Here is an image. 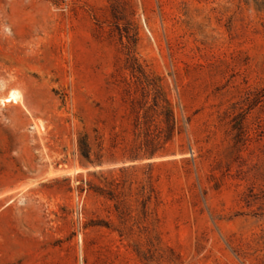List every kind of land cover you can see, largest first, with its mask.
<instances>
[{"label":"rangeland","instance_id":"obj_1","mask_svg":"<svg viewBox=\"0 0 264 264\" xmlns=\"http://www.w3.org/2000/svg\"><path fill=\"white\" fill-rule=\"evenodd\" d=\"M12 90L0 264H264V0H0Z\"/></svg>","mask_w":264,"mask_h":264},{"label":"trees","instance_id":"obj_2","mask_svg":"<svg viewBox=\"0 0 264 264\" xmlns=\"http://www.w3.org/2000/svg\"><path fill=\"white\" fill-rule=\"evenodd\" d=\"M112 4H114V3L112 2ZM129 58L131 59V63L133 65V67H135L137 69V71L144 77V79L146 81H150L151 76L147 71V66L145 65L146 64L145 61L141 60L138 56H136L134 52H132L129 55ZM157 81L159 82V84H157V86L159 87V91L161 90V92L163 93V103L164 104L161 105V103H159V106H162L160 108L162 110L161 114H160V116L162 118L161 125H162V129H163L164 133H166V134L160 135L159 138H157V135H153L150 132V134L152 135V138L150 135L148 137V140H152L153 142L159 140V143L163 144L164 142L170 140L174 136L175 131L177 130V121H176V117H175V113H174V109L172 107V104H171L170 100L168 99V96H167V93L164 89L163 84L161 83V78L157 77ZM153 93H154V96L157 97V93L155 94V90H153ZM156 101H157V98H156ZM165 108H166V110H165ZM164 110L166 112H163ZM149 138H151V139H149ZM148 144H150L149 141H148ZM148 144H146L145 147H142L143 152L145 153V155L143 156L144 159L148 158V157L152 158L154 156V153H155V152H153V150H150V148H149L150 145H148ZM82 149H83L84 155L90 159L91 146H90V143L88 141V137L84 138V142H82ZM151 245H153V244H151ZM156 247H157V245L155 246V248ZM158 247L160 249L162 247V239L161 238L158 239ZM168 248H169V250H171V252L174 256V258H172V260H170L169 263L170 264H183L181 256L174 250V248H171V247H168ZM150 251L153 253L151 246H150ZM152 253L150 255L151 259L146 257L147 262H145V264H154L153 261L155 259H154V256ZM139 255L140 256L143 255L141 251H139Z\"/></svg>","mask_w":264,"mask_h":264},{"label":"bare ground","instance_id":"obj_3","mask_svg":"<svg viewBox=\"0 0 264 264\" xmlns=\"http://www.w3.org/2000/svg\"><path fill=\"white\" fill-rule=\"evenodd\" d=\"M0 102L2 105H6L8 102H13L15 104H25V101L16 90H12L8 96L1 98Z\"/></svg>","mask_w":264,"mask_h":264}]
</instances>
